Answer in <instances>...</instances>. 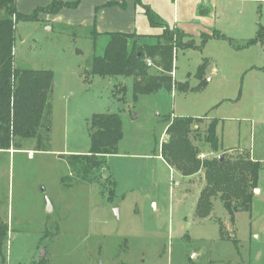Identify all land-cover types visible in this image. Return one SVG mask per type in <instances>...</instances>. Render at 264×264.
Here are the masks:
<instances>
[{
    "label": "rangeland",
    "instance_id": "374dc122",
    "mask_svg": "<svg viewBox=\"0 0 264 264\" xmlns=\"http://www.w3.org/2000/svg\"><path fill=\"white\" fill-rule=\"evenodd\" d=\"M92 2L80 0L56 20L38 14L14 23V67L51 70L53 79L41 141L0 149V264H39L43 247L46 264H264V45L243 46L264 26V0H141L196 46L173 52V80L187 88L136 98L131 77L90 72L108 40L88 23ZM139 7L137 30L162 32ZM213 32L226 38L202 44ZM149 36L139 41L154 44ZM105 112L119 115L122 137L85 183L67 156L89 152V119ZM175 116L219 119L222 150L260 160L261 191L234 222L218 197L209 215L196 216L203 172L183 177L163 158Z\"/></svg>",
    "mask_w": 264,
    "mask_h": 264
},
{
    "label": "trees",
    "instance_id": "16d2710c",
    "mask_svg": "<svg viewBox=\"0 0 264 264\" xmlns=\"http://www.w3.org/2000/svg\"><path fill=\"white\" fill-rule=\"evenodd\" d=\"M79 2L80 0H52L46 6L36 7L31 13H21L16 10L14 0H0V10L6 13V17L0 18V149L18 148L22 139L37 137L41 141L38 131L41 127H47L48 119L45 114L52 89L51 70L14 67V23L17 20L35 21L39 19L40 12L55 14L63 8L76 7ZM135 2L143 6L151 25L162 28V32L155 35L156 42L151 45L140 42L141 38L148 36L135 32H107L108 40L104 52L102 55L93 56L90 72L102 77H131L135 98L138 94L156 92L161 88H187V82L176 84L173 80V52L176 46L195 47L196 44L189 38L184 42V33L181 30L170 28L160 21L141 0ZM112 4L114 2L109 1L105 5ZM92 30L97 35L94 28ZM214 36L226 38L219 32L202 34L201 43ZM228 40L232 41L231 38ZM258 42L264 44V28L261 25L243 46ZM147 60L150 61L149 65ZM201 76L202 71L198 72V78ZM206 120L209 121L207 127L201 130L200 125ZM219 121L217 118L209 120L206 116L173 117L166 128L168 141L162 144L161 151L163 158L181 176L190 177L203 172L205 185L197 198L196 216L209 215L212 198L218 197L230 220L234 222L236 212L249 211L251 208L261 162L251 159L250 153L244 149L222 150L216 132ZM88 134L89 152L67 156L71 171L85 183L94 181V172L104 164L106 155L116 153V146L122 137L119 115L108 112L92 114L88 123ZM220 149L224 154L221 160L218 158ZM203 151L209 155L201 159L199 154ZM110 184L114 186L115 182L111 181ZM112 194L111 189L109 195ZM220 234L223 238L221 224ZM39 264H46V261L41 258Z\"/></svg>",
    "mask_w": 264,
    "mask_h": 264
},
{
    "label": "crops",
    "instance_id": "0c3cea01",
    "mask_svg": "<svg viewBox=\"0 0 264 264\" xmlns=\"http://www.w3.org/2000/svg\"><path fill=\"white\" fill-rule=\"evenodd\" d=\"M51 1L52 0H14L16 10L21 13H31L36 7L46 6ZM62 1H72V0H62ZM109 1L114 2V4L105 5ZM139 6L140 5H138L135 2V0H93L91 5L92 13H89L91 15H89L90 20L88 21V23H90V25L93 26L94 31L97 34H104L112 31H122L128 33L135 32L137 34L147 35V36L159 35L161 32L149 33L150 32L149 30L148 32L143 33L137 30V26H138L137 18L141 12L140 10L142 9V8L140 9ZM64 10L65 8L59 10L55 14H46L44 12H41L39 13V17L44 20H53V19L56 20L59 14L62 13ZM261 26L264 28L263 25ZM224 149L232 150L234 149V147L224 148ZM250 157L253 160H258V159H254V157L252 158L251 153H250ZM258 186L259 185L257 182V187ZM257 190H258L257 192H260L261 188L259 187V189Z\"/></svg>",
    "mask_w": 264,
    "mask_h": 264
},
{
    "label": "water",
    "instance_id": "95a60500",
    "mask_svg": "<svg viewBox=\"0 0 264 264\" xmlns=\"http://www.w3.org/2000/svg\"><path fill=\"white\" fill-rule=\"evenodd\" d=\"M223 155H224L223 153L219 154V155H218V158L221 160L222 157H223ZM253 191H254V192H257L258 190H257V188H255ZM47 206L50 207V204H49L48 200H47ZM45 255H46V248L43 247V248L41 249L40 253H39V257H40V258H44Z\"/></svg>",
    "mask_w": 264,
    "mask_h": 264
},
{
    "label": "built area",
    "instance_id": "2783aa9c",
    "mask_svg": "<svg viewBox=\"0 0 264 264\" xmlns=\"http://www.w3.org/2000/svg\"><path fill=\"white\" fill-rule=\"evenodd\" d=\"M147 64L148 65L150 64V61L149 60H147ZM208 155H209V153L203 151V152H200L199 157L202 159V158L207 157Z\"/></svg>",
    "mask_w": 264,
    "mask_h": 264
}]
</instances>
